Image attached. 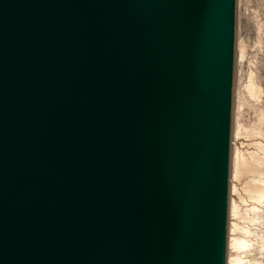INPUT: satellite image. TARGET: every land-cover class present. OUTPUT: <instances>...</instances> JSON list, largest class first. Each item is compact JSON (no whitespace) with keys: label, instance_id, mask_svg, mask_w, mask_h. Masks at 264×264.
<instances>
[{"label":"water","instance_id":"95a60500","mask_svg":"<svg viewBox=\"0 0 264 264\" xmlns=\"http://www.w3.org/2000/svg\"><path fill=\"white\" fill-rule=\"evenodd\" d=\"M237 0H0V264H227Z\"/></svg>","mask_w":264,"mask_h":264},{"label":"rangeland","instance_id":"374dc122","mask_svg":"<svg viewBox=\"0 0 264 264\" xmlns=\"http://www.w3.org/2000/svg\"><path fill=\"white\" fill-rule=\"evenodd\" d=\"M250 82L259 89V96L249 93ZM261 146H264V0H237L229 200L230 205L239 206L241 214L232 215L231 219L228 215V230L230 223L239 224L236 230L232 224V236L244 237L248 243L245 248L230 250L232 257L241 258L238 264H264V201L253 200L245 190L251 182H264V173L249 170L242 177L236 176L238 155L250 157L252 153L264 158Z\"/></svg>","mask_w":264,"mask_h":264},{"label":"bare ground","instance_id":"6f19581e","mask_svg":"<svg viewBox=\"0 0 264 264\" xmlns=\"http://www.w3.org/2000/svg\"><path fill=\"white\" fill-rule=\"evenodd\" d=\"M248 91L252 96H259L258 95L259 89H257L254 86L253 82L249 83ZM261 147L264 148V146H261ZM234 166H235V164H234ZM249 170H254V171H258L259 173L260 172L264 173V158H261L257 154H252V153H251L250 157H247L245 154H239L237 157V161H236V176L242 177L243 174ZM256 181H258V180H256ZM245 190L247 191V194L249 195V197L252 198L253 200H256L260 203L264 201V182H262V183L261 182H251L245 186ZM229 214H230V219H231L232 215H240L241 214L239 206L235 203H231V205H230V200H229ZM232 224L234 227L233 230H236L239 228V224L230 223V230H228L229 255L227 254V256H228L227 257V264H238L240 262L241 258L238 256L232 257V255L230 254L232 252H230V250L232 247H234L236 249L245 248L248 243H247L246 239H244V237L242 238V237L232 236V233H231ZM228 226H229V220H228Z\"/></svg>","mask_w":264,"mask_h":264}]
</instances>
